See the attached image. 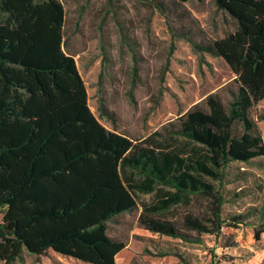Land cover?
Returning a JSON list of instances; mask_svg holds the SVG:
<instances>
[{
  "label": "trees",
  "instance_id": "trees-1",
  "mask_svg": "<svg viewBox=\"0 0 264 264\" xmlns=\"http://www.w3.org/2000/svg\"><path fill=\"white\" fill-rule=\"evenodd\" d=\"M140 1L165 18L170 10L180 19L190 15L181 8L188 0ZM213 3L235 21L233 32L204 41L191 36L192 26L172 33L196 53L229 66L236 86L229 102L212 92L160 130L136 139L106 129L91 112L74 55L64 48L62 2L0 0L2 264L21 261L24 250L115 264L130 238L119 230L124 214H136L139 228L186 243L222 236L227 166L264 157L258 126L264 113L251 116L264 99V0ZM98 113L115 122L103 101ZM166 136L185 143L172 147L164 143ZM140 195L152 199L139 204ZM251 217L255 220L245 223ZM229 220L251 225L260 241L264 204ZM236 246L232 240L223 245ZM140 260L189 264L174 250L141 253Z\"/></svg>",
  "mask_w": 264,
  "mask_h": 264
},
{
  "label": "rangeland",
  "instance_id": "rangeland-1",
  "mask_svg": "<svg viewBox=\"0 0 264 264\" xmlns=\"http://www.w3.org/2000/svg\"><path fill=\"white\" fill-rule=\"evenodd\" d=\"M60 1L66 12L64 48L74 55L89 108L106 129L140 139L212 92L229 102L236 87L229 66L221 58L196 53L187 40L172 33L181 25L192 26L191 36L204 41L233 32L235 21L217 10L213 0H188L181 8L190 15L183 19L171 10L165 18L140 0ZM100 101L114 112L113 124L99 116ZM262 113L264 99L253 107L251 116ZM258 126L264 137V120ZM164 143L180 147L185 141L176 136ZM226 174L222 236L203 235L200 244H191L139 229L136 214L121 216L119 230L131 238L128 249L136 256L133 263L142 264L141 253L174 250L189 264H264V234L255 241L253 227L245 224L255 218L242 224L229 220L264 204V157L247 164L232 162ZM151 199L137 196L139 204ZM192 208L197 209L195 202ZM231 240L237 246L228 251L223 245ZM22 256L15 264H84L53 251L35 256L24 250Z\"/></svg>",
  "mask_w": 264,
  "mask_h": 264
},
{
  "label": "crops",
  "instance_id": "crops-1",
  "mask_svg": "<svg viewBox=\"0 0 264 264\" xmlns=\"http://www.w3.org/2000/svg\"><path fill=\"white\" fill-rule=\"evenodd\" d=\"M145 196H149V195H145ZM137 225V224H136ZM138 227V226H137ZM139 228V227H138ZM139 229H142V228H139ZM144 231H148V230H145V229H142ZM150 232V231H149ZM262 239V237H261ZM130 241H131V238H129V242H128V246L122 250L120 253H118L115 257V264H130L132 258L134 257V254H132L130 251H129V244H130ZM228 251L231 250L229 248H226Z\"/></svg>",
  "mask_w": 264,
  "mask_h": 264
}]
</instances>
